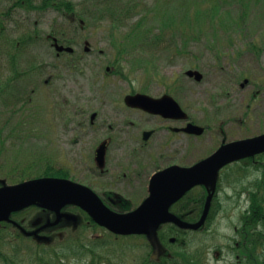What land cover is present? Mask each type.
<instances>
[{
	"label": "rangeland",
	"instance_id": "obj_1",
	"mask_svg": "<svg viewBox=\"0 0 264 264\" xmlns=\"http://www.w3.org/2000/svg\"><path fill=\"white\" fill-rule=\"evenodd\" d=\"M61 1L74 4L77 18L71 14L63 15L54 7L38 9L37 5L43 0H31L35 8L30 4L16 6L19 0H0L1 91L7 86L0 95V180L6 186L15 185L41 179L35 177L36 174L48 171L50 174L44 178L69 179L88 187L104 200L119 199L120 204L124 202L132 209L125 212L117 204L114 210L129 214L149 197L151 175L158 168L164 169L171 164L163 161L158 147L148 148L143 154L126 156L115 153L116 147L113 146L109 151L111 160L106 164L107 176L98 177L100 171L97 173L95 166H90L94 151L104 139L113 137L125 143L128 140L126 134L116 132L112 135L107 129L119 123L118 103L122 104L123 95L129 88L127 83L114 76L105 79L110 62L116 60V56L122 59L121 70L124 69L134 81L138 80L131 85L138 92L140 87H146L143 81L156 77L157 81L150 83V88L146 87L149 95L155 97L160 96L165 88V84L157 82L164 79L170 84L173 78L176 79L184 90V94L176 96L177 102L182 106L189 105L197 125L217 128L218 123L223 124L227 118L231 120L244 115L255 86L264 91V0H136L138 6L134 0H123L130 7L129 15L116 19L117 27H113L111 17L115 16L112 9L119 0ZM134 6L137 8L132 10ZM142 17H146V23L140 26L142 35L133 41L129 33H133ZM160 36L162 38L158 41ZM15 46L19 47L16 49ZM124 50L127 53H121ZM72 54L82 55L79 61L82 70L71 65L67 55ZM188 71L200 73L202 81L189 79ZM246 78L251 85L242 89L240 85ZM256 103L263 108L261 112L264 114L262 92ZM93 114H97L95 128L90 123ZM103 125L106 127L102 131ZM140 127L144 129L135 128L134 131L142 137L146 129L157 128V125ZM233 131L229 134L233 138L229 140L245 134L260 136L264 134V123L247 130H241L235 124ZM218 139L208 133L195 141V156L184 158V162L191 165L206 152H214ZM202 151L205 153L199 156ZM258 161L264 163V155L259 156ZM18 166L24 170L12 171L14 174L10 177L6 175L7 171ZM88 168L93 170L88 171ZM57 173L64 177L53 176ZM20 174H25L24 178ZM123 175L127 177L123 178ZM224 187L232 189L224 190ZM263 190L264 164L239 162L230 165L219 175L216 194L210 205V208L213 205L216 216L209 221L208 216L204 231L184 230L169 223L160 228V231L170 230L164 232L166 240H161L160 231L157 239L170 253L190 254L207 248L206 263L235 264V257L228 253L229 246L234 242L241 243L242 237L237 233L250 210L251 196L256 194L259 197ZM108 192L112 196L107 195ZM193 195H204V202L208 197L207 192L195 189L186 197ZM179 204L170 212L188 221L185 219L187 213H177ZM65 209L61 211L63 217L67 213L83 215L73 206ZM51 218L52 212L37 205L12 214L10 221L2 224L13 227L15 223L34 239L27 236L16 239L15 233L9 232L4 236L8 242L5 247L1 245V249L16 257L17 264H41L35 260L36 251L42 253L51 249L37 248L39 242L35 237L39 235L33 234L34 227ZM84 219L85 222H80V216L78 220L77 239L86 244L93 243V239L106 241L101 253L119 251L121 249L115 247L121 245L126 251H135L132 253L133 264L155 257L150 249L151 240L146 235L114 234ZM194 221L189 222L194 224ZM72 226L65 224L64 227L67 231ZM181 231L187 232L182 241L186 247L180 245ZM71 234L65 237L69 244L74 240ZM57 247L59 243L52 248L60 251ZM41 255L44 263L50 262L49 253ZM67 264H85V261L72 260Z\"/></svg>",
	"mask_w": 264,
	"mask_h": 264
},
{
	"label": "water",
	"instance_id": "obj_2",
	"mask_svg": "<svg viewBox=\"0 0 264 264\" xmlns=\"http://www.w3.org/2000/svg\"><path fill=\"white\" fill-rule=\"evenodd\" d=\"M189 76L202 79L198 72L189 71ZM128 103L153 112H160L161 102L148 96L129 97ZM176 110L180 109L175 104ZM197 133L202 128L194 126ZM104 146L98 152V162L104 160ZM264 152V135L233 144H229L212 157L191 168L173 167L156 174L150 186V196L138 209L129 214H120L109 209L101 198L88 187L66 179L42 178L14 186L0 188V223L10 221L13 213L37 205L45 210L57 213L67 206H77L84 210L99 226L118 235H146L152 245L162 251L157 239L160 227L174 223L183 229L199 230L208 216L210 201L198 224L181 221L170 212L171 206L188 190L213 180L218 171L228 162L241 157L253 156Z\"/></svg>",
	"mask_w": 264,
	"mask_h": 264
},
{
	"label": "flooded vegetation",
	"instance_id": "obj_3",
	"mask_svg": "<svg viewBox=\"0 0 264 264\" xmlns=\"http://www.w3.org/2000/svg\"><path fill=\"white\" fill-rule=\"evenodd\" d=\"M258 50V48L256 47ZM85 53H88V50L84 49ZM75 53V51L73 52ZM70 58V63L73 66H77L75 68L76 70H82L79 65V61H81L82 55L75 56V54L72 55H67ZM68 58V59H69ZM122 60V59H121ZM120 58L116 56V60L114 59L112 62H110V67L107 68L106 74L108 76L106 78H112L114 76L115 79H120L123 80V82L127 83L129 88L128 92L124 93L123 99H122V104L118 103L117 111H120V114L117 117V121L119 122L118 124L116 123L115 126H111L107 129H109V133L113 135L114 133L118 132V134H126L127 135V142H130L131 144L128 145L127 142L125 143L124 140H116L112 138H106L104 141L101 142V144L98 146L99 148H96V150L93 153V161L90 166H95L98 171H100L98 175L101 177L107 176L105 170H106V164L108 161L111 160V157L109 158V151L110 149L115 146L116 151L118 154H126V156H132L135 153H144L148 148L151 147H158L160 156H163L164 158L163 161H170L171 165L167 166L164 169L158 168L156 172H154L149 180V187H148V193L150 194V186H151V181L153 177L161 173L165 170H168L174 166L173 163H181L185 167H192L195 164L200 163L203 160H206L207 158L211 157L213 154L217 153L220 149L223 147L227 146L228 144L239 142V141H244V140H249V139H254L257 138L259 135H249L245 134L243 137L239 139H234V140H229L233 137H229L230 133H233V126L236 124L241 130L248 129V127H252L253 125H258L261 124L262 122L264 123V114L261 112V109L259 108V103H256L259 99V96L262 92L264 95V91H261L260 88L257 86L254 87V90L250 94V99L247 106V111L244 113L243 116L239 117H233V119L229 120L228 118L224 121L223 124L221 122L218 123L217 128H212V126L207 125L206 126H201L197 125V120L195 119L194 113H191V110L188 108L187 105L182 106L180 103L177 102L176 96L181 94H184V90L180 88L178 81L176 79H172L173 81L169 84L167 81L162 79L161 81L157 82L159 84H165V88L163 89V92L160 94V96L155 97L154 95H149L148 88L150 83H155L157 81L156 77H148L146 81H143L144 86L146 87H140L141 89L140 92L135 91L134 88L135 86L133 85L135 82L132 76L125 74L124 69L123 71L121 70L120 67ZM82 72V71H81ZM86 71H84L85 73ZM80 73V74H84ZM189 79H194L196 82H201L197 80L196 76H189L187 75ZM105 82V81H104ZM142 85V86H143ZM167 85V87H166ZM251 85V82L248 78L244 79L243 83L240 85L242 89H246ZM137 95H142V96H148L151 97L157 101L161 102V110L160 112H153L148 109H144L138 106H132L128 104L127 99L128 97H135ZM175 104L179 106L180 109L176 110ZM253 108V109H252ZM261 112V113H259ZM243 113V112H242ZM258 116V118L255 117ZM262 117V118H261ZM97 119V114H93L90 123L92 128H95V121ZM258 120V121H257ZM157 125V128H152V129H146L147 131H144L142 133V137L136 135L135 133V128L136 129H144L140 127L142 126H149V125ZM194 126H199L203 128V132L201 134H197V132L194 130ZM106 125H103L101 130H105ZM229 128V129H228ZM102 130V131H103ZM214 134L215 137L219 138L218 143L216 144L217 147H215V151L212 153L211 152H203L199 154L201 156V159L192 163L191 165H187L190 162H184V158H190L195 156V152L197 150V147L195 145V141L203 138L207 134ZM119 142V143H118ZM104 146V160L101 163L98 162V152L100 148ZM127 150V153L125 151ZM264 155V154H261ZM261 155H253V156H247V157H241L236 160L228 162L227 166L224 168L237 164L239 162H245V163H250L252 162L253 164H264L260 161H258L259 156ZM182 159V161L180 160ZM152 161H155L152 159ZM230 164V165H229ZM182 166V167H183ZM175 167V166H174ZM223 168V169H224ZM222 169V170H223ZM89 170H93L88 168ZM220 171V175L221 172ZM95 173V172H94ZM96 174V173H95ZM96 177V178H98ZM126 175H123V178H126ZM121 179V178H120ZM110 188L111 187H107ZM206 188V187H205ZM202 186H198L197 188H194L195 190H199L200 192H206V189ZM224 190L232 189L231 187H224ZM113 189H117V187H114ZM115 192V191H114ZM212 193V192H211ZM214 194H216V190L214 191ZM107 195L112 196V193H107ZM193 211V210H191ZM231 251L229 248L228 253Z\"/></svg>",
	"mask_w": 264,
	"mask_h": 264
},
{
	"label": "trees",
	"instance_id": "obj_4",
	"mask_svg": "<svg viewBox=\"0 0 264 264\" xmlns=\"http://www.w3.org/2000/svg\"><path fill=\"white\" fill-rule=\"evenodd\" d=\"M55 1L56 0H43V3L41 5H37L38 9H48V8L54 7L56 8L57 11H59L63 15L71 14L75 18H77L78 14L75 13L76 11H75V7L73 3L65 2L61 0L60 2L58 1L55 2ZM139 1L134 0L136 6H138ZM27 4L28 5L30 4V6H33L35 8V5L31 3V0H19L16 6H24V5L26 6ZM136 6H134L132 10H135L137 8ZM112 10H114L112 12H115V16L113 15V17H111L113 18V20L111 19L112 24H113V27L114 26L117 27L116 25L117 21L115 20L118 19L120 16H123L124 14L129 15L128 12L130 10V7L128 4H124L123 0H119L118 2L115 3V7ZM116 15H119V16H116ZM145 21H146V17H142V19H140L137 22V24L134 26L135 29L133 33H129V35L133 38L132 39L133 41L138 40V37L142 35V33H139V31L141 30L140 26ZM0 27L2 28L1 24H0ZM161 38L162 37L160 36V39L158 41H160ZM147 42H150V40H147ZM18 47H16V49ZM121 53H127V51L124 50ZM11 81L12 80H10L9 82ZM6 87L7 86L5 85L4 90ZM2 91L0 89V95ZM19 169L24 170V168H22L21 166H18L14 168V170L7 171L6 175L10 177L9 175H11L14 171L18 172ZM49 174L50 173H48V171H43V173H37L35 177L43 178L45 176H48ZM23 175L20 174V177H23ZM59 175L63 176L62 174H59V173L54 174L53 176H59ZM2 186H4V183L0 180V187ZM206 192H208L207 189H206ZM261 193L262 195H260L259 197L256 194L251 196L252 204H251L250 210L247 212V215H245L243 219L242 228L237 233L238 235L242 237L241 243L234 242L233 244H230L229 246L238 264H264V190ZM193 196L185 197L186 199L183 198L185 200L182 199L181 201L178 202L181 204H179V207H177V211H178L177 213L178 214L181 213L182 215H186L187 213L186 215L187 217L185 219H187L188 221H194L195 219L199 221V219L201 218L203 214L204 207H205V202H204L205 196L204 195H201V196L198 195L194 197ZM108 201H111L110 207L112 209H115L117 204H118L117 206L120 207L121 209H124L125 212H129L132 209V208L130 209V207H128V205H126V203L124 202L120 204L119 199L118 201H115L111 197L108 199ZM74 208H77V207H74ZM77 209L81 213H83V215L79 213L76 215L67 213L64 217L62 216V218L59 219L57 215L53 214V218H51L50 220H47V222L36 224V226L34 227V232H33V234L39 235L35 237L38 239V242H39V244L37 243L36 246L38 249H42L43 247H47V249L50 248L51 251L43 250L42 253H49L51 259H50V262L46 261L44 263V260L42 259V255H41L42 253L38 250L36 251L35 260H38L39 263L41 264H67L68 262H71L72 260H76L78 262L85 261V264H103V263L112 264L113 261L118 262V264L120 262L121 264H133L135 262L134 257L132 255V253L135 251L133 252L126 251L122 249L124 247L121 245H119V247H115L117 250L118 248L121 249L119 251H109L107 253H101V251L105 249L104 246L107 244L106 241H101L100 239L98 240L93 239L94 240L93 243L86 244L85 241L77 239L78 236H76V232L79 230L77 227L79 225L78 220L80 216H82V221L80 222H85L84 218H86L87 220L91 221V224H93V226L98 227L97 224L86 213H84L79 208ZM215 216L216 215H215L213 205H212V208L209 213L208 221L210 220V218L213 220ZM71 218L72 219L76 218V219L74 221H69L71 220ZM65 219H68V220H65ZM197 221H194L193 223ZM62 223L64 224V226L65 224H72L73 226L71 229H68L66 231ZM210 223L207 226H209ZM13 224H14L13 227L9 225H3V224H1L0 226V263L1 264L2 263L3 264H17L16 259H15L16 257H11V255H9L8 253H4L3 250L1 249V245L5 247L8 242L6 241V238L4 236H6L9 232H13L11 234L13 235L15 233L14 236L16 237V239L23 237V236L33 237L29 235V232H24L15 223ZM18 231H20L22 234L17 233ZM165 231H170V230L168 229L161 230L159 233L162 241L164 238H165L164 241L166 240L167 234L164 233ZM201 232H203V229L201 230ZM70 233H73L71 234L73 235L72 237L74 239L73 244H69L66 240L67 236H70ZM186 233L187 232L181 231L182 240L180 241V245L182 247H186L184 243L182 242ZM58 240L60 242H57ZM1 242L3 243L1 244ZM57 243H59V247L57 248H59L60 251H56L55 248H52ZM42 244H45V245H42ZM151 247L152 248L150 249L152 250L155 257L152 259L148 257L146 258V260L140 261L141 262L140 264H146V263L148 264H208L206 263L207 248H204V251L202 249L197 250L196 253L195 252L192 253L191 251L190 254L188 253L180 254L178 252L170 253L169 250L166 249V247H164L165 248L164 252L157 250L154 246H152V244H151ZM187 247H189V245ZM99 252L101 253V255L99 254ZM117 255H119L120 257H117Z\"/></svg>",
	"mask_w": 264,
	"mask_h": 264
}]
</instances>
